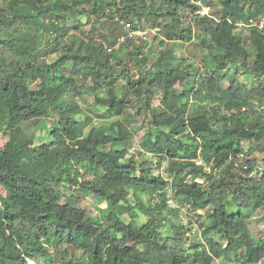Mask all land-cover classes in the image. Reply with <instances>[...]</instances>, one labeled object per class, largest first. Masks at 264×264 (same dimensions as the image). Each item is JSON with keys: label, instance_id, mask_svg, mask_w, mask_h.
I'll use <instances>...</instances> for the list:
<instances>
[{"label": "trees", "instance_id": "obj_1", "mask_svg": "<svg viewBox=\"0 0 264 264\" xmlns=\"http://www.w3.org/2000/svg\"><path fill=\"white\" fill-rule=\"evenodd\" d=\"M4 1L0 133L9 140L0 148V264H264V240L249 229L252 214L264 209V176H252V159L246 168L238 161L244 142L264 152L256 104H264V85L250 88L229 72L236 64L264 78V27L250 26L264 14V0H218L217 19L192 15L207 53L203 71L177 61L167 45L192 40L183 20L195 11L191 0ZM79 13L92 23L81 37L72 29L83 21L65 23ZM123 21L164 33L155 37L163 48L150 67L148 53L128 47L135 38L120 41ZM124 57L144 80H133ZM31 64L43 70L40 80L29 75ZM135 98L150 127L131 151L134 133L122 118ZM42 119L52 122L51 139L35 144L28 131ZM137 148L166 161L168 178L154 160L128 156ZM167 189L205 210L199 238L191 241L187 226L175 222L179 209L168 206ZM83 197L107 202L103 215L79 208ZM134 209L146 220L133 222ZM68 247L82 258L68 260Z\"/></svg>", "mask_w": 264, "mask_h": 264}, {"label": "rangeland", "instance_id": "obj_2", "mask_svg": "<svg viewBox=\"0 0 264 264\" xmlns=\"http://www.w3.org/2000/svg\"><path fill=\"white\" fill-rule=\"evenodd\" d=\"M211 2H212L211 5H212L213 14L216 16L215 12L217 11V8H218V0H211ZM5 3L6 2L4 0H0V6ZM183 15H184L183 20H185L184 21L185 26L187 27L191 26L192 33L194 34L192 40L188 42L177 41L176 43H172L171 41L166 40L167 42H169L167 45L168 47L174 48L175 59L177 61L180 62L183 60L182 63L184 65H186V63L192 62V64L194 65V68H201L203 71V66H204L203 59H204V56L207 55V53L205 51H202V48L200 46V36L198 37V32L200 29L194 23V20H192L193 19L192 14L185 12L183 13ZM78 20L83 21L84 25H82L80 29L77 30V29H74L73 24L77 23ZM65 23L67 25L72 26L73 27L72 32L76 33L80 37L84 36L85 33H87V31L90 28H92V23L91 22L88 23L86 21V17L82 16L80 13L76 17L66 20ZM140 29L149 31L148 39L143 40L141 37H135V39H133L131 43H128L129 44L128 47L140 46L143 51L148 53L151 56L150 62H149V67H150L151 62L154 59H157L159 57V49L163 48V46H160L159 41L155 37L156 35H158L163 38L164 33L160 31V27L151 28L149 26L143 25L141 26ZM43 41H45V39H43ZM124 58H125L124 64L125 66L127 65V68L129 69V73L132 76L133 80H135V82L144 80V78L141 76L140 69L136 65H134L131 60L128 61L126 57ZM251 58L249 59V64H251V61H252ZM229 68H230L229 72L231 74L233 73L234 75L238 76V78L242 82L246 83L250 88H253V87L255 88L262 84L264 85V78H257L254 74H252L248 70L245 71L244 68L237 66L236 64H233ZM27 70H28L29 75L34 76L37 80H40L44 75L43 70L40 69V67L35 64L28 65ZM116 70L120 74L119 77L122 79L124 77L121 71L122 69L118 67ZM228 84L229 83H227V85ZM85 99L89 101L88 108H91V107L93 108L94 96L88 94L85 96ZM161 99L162 97L160 94L155 95V97L152 100L153 106H157L159 102L161 101ZM256 104H258V110L264 114V104L260 105L258 103V100L256 101ZM82 105L85 108V104L83 103ZM139 106L144 108L142 100L135 98L132 101L130 108L128 109V113L125 114V116L122 118V121L130 129H132L134 133V139L131 142L132 144L131 151L135 149L133 148V146L138 147L139 143L143 139L144 132L148 129V127H150L149 114H146L145 111H141L137 113ZM98 110L100 111L101 109H98ZM51 123L52 122L50 121V119H42V120H36V121L31 122L32 125L28 133L29 135H32V134L35 135L36 137L35 144H37L39 141L44 140V139L45 140L51 139V137L48 134V129ZM8 140H9L8 136L0 133V148L4 147L5 144L8 142ZM253 146H254V142H249V141L244 142L245 156L242 157L241 161L240 160L238 161L243 162L244 165L247 164L246 163L247 160L252 159L253 161H255V170L253 171L252 176L255 177L256 179H259L260 177L264 176V152L261 149H254ZM138 148L134 153L129 152L128 156H130V154L135 155V159L138 162H141L142 159H145V158L149 161L154 160L155 168H157V170L162 174V176L168 178V175L165 173L166 161L165 162L161 161V163L158 164L156 163L159 161L158 157L151 156V154L149 153H143L142 155L140 154V150H138ZM62 188L66 193L74 192L73 188L65 187V186H63ZM142 191L143 190L139 192L140 195L144 197L145 201L148 202L147 195ZM133 196L134 195L131 193L128 198L133 199ZM179 205H182V203H180ZM107 206H108L107 202L97 203L91 197H83V199L78 203L79 208L85 210L86 212H90L93 214H99V215H103L100 209H105ZM182 212H185V210H182ZM203 212H205V210L201 211L200 213H203ZM133 214H135V218L133 219V222L135 223L146 220V218L141 215L138 209H134ZM125 217L127 218V215ZM174 220L177 223L182 222L183 224H185V226H187V228L190 231L189 236L191 238L190 239L191 241L195 238L200 237V234H201L200 224L204 222L203 220H205V218H202L200 220V223H196V224L193 223L192 225L190 224L191 220L183 219L181 218V216L179 217V215L175 217ZM249 229L257 239L264 240V209H261V208L257 209L252 214L251 218L249 219ZM189 243L190 241L187 240V244ZM65 256L67 257L68 260L70 259L71 261L73 260V262H75L77 261L78 257L82 258V251L74 250L72 247H68ZM60 263H62V261ZM29 264H43V262L30 260ZM214 264H228V262L225 261L224 259H217Z\"/></svg>", "mask_w": 264, "mask_h": 264}, {"label": "built area", "instance_id": "obj_3", "mask_svg": "<svg viewBox=\"0 0 264 264\" xmlns=\"http://www.w3.org/2000/svg\"><path fill=\"white\" fill-rule=\"evenodd\" d=\"M192 3L195 5V11L192 13V15H197L199 17H209L213 19H217V16L213 14L212 5L207 3L206 0H191ZM125 26V32L126 35L122 36L120 38V41H124L125 37L128 36L130 38L135 37H141L143 40L148 39V30H142V29H134L133 25L130 22H123ZM239 26H244L243 23H239ZM250 26H257V27H264V14H260L256 18L251 19ZM110 50V49H109ZM244 154L241 153L239 157H243ZM241 161V160H240ZM197 164L199 165H205V162L201 157H199L196 160ZM244 167L246 168L247 165L245 164ZM153 197L155 198V202H159L160 196L158 193H154ZM166 201L170 208H176L179 209V217L183 219L191 220L194 224H196L199 220V216L203 215V213H200L201 211H204L203 209H195L193 208L191 203L185 202L182 205H179L180 203L176 201V196L174 192L171 189H167L166 192ZM182 210H185V212H182Z\"/></svg>", "mask_w": 264, "mask_h": 264}, {"label": "clouds", "instance_id": "obj_4", "mask_svg": "<svg viewBox=\"0 0 264 264\" xmlns=\"http://www.w3.org/2000/svg\"><path fill=\"white\" fill-rule=\"evenodd\" d=\"M123 22H125V21H123ZM123 22H122V23H123ZM123 25H124V23H123ZM124 32H125V26H124ZM125 35H126V32H125ZM125 35H124V36H125Z\"/></svg>", "mask_w": 264, "mask_h": 264}]
</instances>
